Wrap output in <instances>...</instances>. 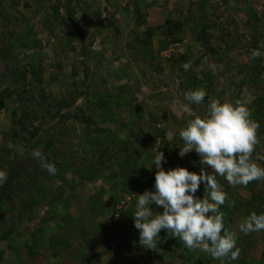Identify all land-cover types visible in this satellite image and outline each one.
I'll list each match as a JSON object with an SVG mask.
<instances>
[{"label": "rangeland", "instance_id": "1", "mask_svg": "<svg viewBox=\"0 0 264 264\" xmlns=\"http://www.w3.org/2000/svg\"><path fill=\"white\" fill-rule=\"evenodd\" d=\"M261 44L264 0H0V264H222L164 229L142 246L133 214L159 150L164 170L200 173L195 150L179 154L184 105L202 116L209 99L244 96L264 155ZM200 88L202 104L185 100ZM217 179L240 249L223 264H264V230L239 232L264 213V180Z\"/></svg>", "mask_w": 264, "mask_h": 264}, {"label": "clouds", "instance_id": "2", "mask_svg": "<svg viewBox=\"0 0 264 264\" xmlns=\"http://www.w3.org/2000/svg\"><path fill=\"white\" fill-rule=\"evenodd\" d=\"M251 56L258 58L261 52L253 50ZM190 67V61L183 65L185 71ZM206 96L205 89L200 88L185 93V100L200 105ZM183 110L194 118L189 119L179 132L183 141L179 154L183 157L195 150L201 157L200 173L189 171L186 167L166 171L162 167L164 152H156L152 166H145L149 170L153 167L157 169L155 191L137 195L134 227L140 232V244L146 248L157 247L160 232L164 229L170 237L179 238L188 249L205 251L223 264L229 256L231 260L238 259L240 249L236 247L237 231L225 227L221 206L228 197L217 176L231 186L246 187L253 181L264 180V166L256 162L257 159L264 161V155L253 159L261 143L258 135L260 124L252 118L244 96L223 102L209 99L207 111L202 116L193 114L188 105H184ZM32 155L50 175L56 174V165L47 162L39 150H33ZM5 179L6 173L0 171V181ZM201 182L206 187L202 199L195 195ZM153 204L163 207L162 214H154ZM262 230L264 213L253 212L239 224V232L244 234Z\"/></svg>", "mask_w": 264, "mask_h": 264}, {"label": "trees", "instance_id": "3", "mask_svg": "<svg viewBox=\"0 0 264 264\" xmlns=\"http://www.w3.org/2000/svg\"><path fill=\"white\" fill-rule=\"evenodd\" d=\"M165 237H167V235Z\"/></svg>", "mask_w": 264, "mask_h": 264}]
</instances>
